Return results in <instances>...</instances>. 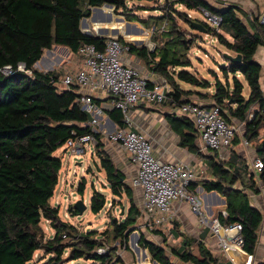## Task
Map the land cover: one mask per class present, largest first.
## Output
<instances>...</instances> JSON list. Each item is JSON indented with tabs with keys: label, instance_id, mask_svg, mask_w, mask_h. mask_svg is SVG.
<instances>
[{
	"label": "trees",
	"instance_id": "obj_1",
	"mask_svg": "<svg viewBox=\"0 0 264 264\" xmlns=\"http://www.w3.org/2000/svg\"><path fill=\"white\" fill-rule=\"evenodd\" d=\"M127 1L131 0H0V264H64L79 260L93 264H122L120 258L113 256L115 249L108 241L118 242L127 249L128 233L138 231L135 226L140 218V208L134 201L133 189L105 152L101 133L89 125L90 116L76 103L77 87L63 89L51 83L52 79L58 81L63 73H43L35 68L44 50L51 49L53 45L67 48L80 61L79 50L85 44L102 49L104 38L87 37L80 29V21L89 18L92 7L108 4L115 8L116 13L119 11L124 15L126 21L138 22L145 29H149V22L152 23L153 51L147 47L128 46L129 53L146 60L152 72L171 86L172 92L162 104L168 103L176 108L183 101L190 102L187 96L193 91L183 90L180 83L208 89L205 95L195 93L211 102L206 107H218L227 123L237 121L244 125L243 138L255 144L256 158L263 162L259 180L264 185V134L261 135L264 131V94L260 86L261 66L254 61L257 48L264 45V25L259 20L261 14L248 15L236 6L217 11L204 0H173L171 3L163 0L166 6H159L160 14L143 20L136 15L137 10L127 7ZM146 1L157 3V0ZM175 5L187 11L204 10L219 14L222 18L219 31L190 19L187 13L174 9ZM94 17L93 35H115L114 29L118 35L128 37L130 42L142 44L143 35L133 31L135 26L116 22L115 18L111 23H99V19L107 18V14L98 12ZM193 23L201 24L206 34L213 36L229 56H240L239 62L224 56L225 64L219 66L222 79L211 71L213 84L188 70L192 64L187 52L197 36L183 25L195 30ZM103 29H108V32ZM118 40L124 43L123 38ZM20 63L30 74L17 71ZM5 67H10L11 73L3 74L1 70ZM239 77L249 88L247 97L243 94L244 84ZM108 115L118 128L125 126L120 111L114 109ZM165 120L179 137V146L197 153L193 124L186 117L173 114H167ZM87 135L96 141L100 167L105 172L112 195L119 199L125 195L129 201L125 218L120 221L113 218L110 229L102 233L79 232L74 225L61 221L59 209L50 204L62 164L55 152L67 141ZM236 161V154L228 163L212 159V179L202 181L200 186L204 192H216L225 199L226 217L220 214L219 221L222 225L241 224L242 250L252 255L264 217L251 205L246 192L248 189L253 194L259 193L254 177L249 173L247 185H244L243 177L248 176V167H237ZM237 184L239 187H235ZM84 187L85 181L82 180L78 186L81 195ZM106 204L105 196L94 190L90 211L98 214ZM68 211L77 216L72 205L68 206ZM42 221L49 222L54 230L52 237H45ZM176 233L175 237L182 239L179 248L167 247L163 236V243L156 244L142 233L138 246L146 250L151 262L156 264H216L202 242L197 243L196 256L192 251L196 241ZM101 248H105L104 252L97 253ZM36 252H42V255L34 261ZM66 252L68 255L64 257Z\"/></svg>",
	"mask_w": 264,
	"mask_h": 264
},
{
	"label": "built area",
	"instance_id": "obj_2",
	"mask_svg": "<svg viewBox=\"0 0 264 264\" xmlns=\"http://www.w3.org/2000/svg\"><path fill=\"white\" fill-rule=\"evenodd\" d=\"M202 11L210 28L218 32L222 22L221 16ZM259 20L264 25V11ZM104 39L101 50L93 44L82 46L79 50L82 57L81 67L76 72H67L58 81L52 79L51 83L66 90L71 86L77 87L76 103L90 116L89 125L92 128L99 125L104 115L103 107L94 103L93 92L104 93L111 99L110 109H116L123 115L125 126L104 133L102 142L123 149L135 168V175L130 178L129 186L141 191L142 203L138 206L141 220L148 230H157L170 219L174 202L185 203L195 216L198 227L206 228L212 235L218 237L220 246L231 245L242 249L241 224L222 225L218 217L208 216L199 196L191 190V185L197 179L196 172L188 164L163 162L155 157L151 142L131 128V112L136 105L140 101L148 105L164 103L167 95L172 92L171 86L164 78L154 82L148 81L136 68L124 63V56L129 53V41L123 38V43L117 37ZM211 39L216 41L213 36ZM148 49L153 51L154 48ZM17 71L30 74V71L24 70L23 63L18 64ZM1 72L9 74L11 68L5 67ZM171 114L186 117L194 125L201 148L214 151L222 163L230 161L232 143L237 130L233 124L227 123L221 117L218 107H206L183 101ZM86 144L96 145V141L87 135L75 141H67L65 146L72 154L80 155ZM252 167L256 173H260L263 162L255 158ZM221 215L226 217V212H222ZM103 252V249L97 250V253Z\"/></svg>",
	"mask_w": 264,
	"mask_h": 264
},
{
	"label": "crops",
	"instance_id": "obj_3",
	"mask_svg": "<svg viewBox=\"0 0 264 264\" xmlns=\"http://www.w3.org/2000/svg\"><path fill=\"white\" fill-rule=\"evenodd\" d=\"M204 1L217 11L225 9L228 6H236L243 9L246 13H248V15L253 16H256L258 14V11H261L260 6L264 8V0ZM196 12L203 16L202 10H197ZM125 40L129 41V38ZM57 48H59V50H63L64 53H66V55L68 56L66 61H64L63 56L61 57V55L59 54L60 52L56 51ZM47 56L49 57V59L47 58ZM52 56L54 58H51ZM72 56L75 55H70V52L67 48L54 46L51 49L44 50L43 55L35 65V68L43 73L56 71L63 73V75H65L67 72H73L72 70L77 68L74 71L76 72L78 68L81 67L82 61H80L78 58L74 59L72 58ZM254 61L261 66L260 86L264 94V45L257 48L254 54ZM124 63L136 68L140 72V74L144 76L148 81L154 82L162 78L152 72L151 65L148 64L146 60L140 59L134 54H126L124 56ZM182 84L184 83H180L181 88ZM183 90L193 91L191 95L187 96V99H189L190 102H194L203 106H208L211 104V102L207 98H203L201 97V95L195 93L198 91L194 89ZM211 91L212 90H209L210 93ZM93 98L94 100H97L95 103L102 106L104 109V115L101 119L103 124L98 125L99 127L97 126V131L103 134L117 130L118 126L110 119L108 115V113L112 111V109H110L111 99L101 92H93ZM174 109L175 107L172 108L168 103L148 105L140 101V103L136 105V107L131 112V128L134 131H137L144 135L151 142L153 154L155 157L159 158L163 162H182L188 164L196 172L197 179L191 185V187L193 186L191 190L196 192L201 199V204L206 214L211 217H218L222 212H226L225 199L216 192H204L200 186L202 181L212 179L210 162L212 159H214L215 161L218 160L216 153L212 150L203 149L199 146L197 132L195 139L197 153H191L186 148H182L179 146V137L171 131L168 123L165 120L166 115L171 114ZM252 111H256V109H252ZM232 124L236 127L237 132L232 143L231 156L233 154H236L237 161L235 162V165L237 167H239L240 165L248 167V176L246 175V177H243V182L245 183L244 185H247V177H249V173L254 177V181L256 182L255 187L258 189L259 193L253 194L248 189H246V192L249 195L251 205L259 209L264 217V185L260 183V173H256V171L252 167V163L256 158V151L254 149L255 144L253 142L248 143L243 138L245 127L242 123L234 121ZM106 128L110 130L108 131L106 130ZM263 134L264 131L262 130L261 135ZM245 142H247V145H245ZM104 145L107 147V151L105 150V152L110 156L112 160L115 161L116 165H118V169L124 174L126 182H128L129 184L130 178L135 175V168L129 162L128 156L126 155L124 150L117 145L105 142ZM207 172L208 178H205L204 175H206ZM133 198L138 206L141 205L142 197L141 191L139 189H133ZM156 231H159V233L154 234V232L148 233L147 231H142V234L145 235L147 239L156 244H160L157 239H162L161 236H163L166 239L167 246L170 244L169 242L171 241V239H174L177 241V246L171 248L176 249L181 246L182 239L181 237H175V235L177 234L176 232L181 233L182 235L187 236L189 239L196 241V243L192 245V251L196 256H198L197 243L202 242L215 258L216 264H264V218L258 230L256 248L252 255H249L242 249L235 248L231 245H229L228 247L220 246L218 237L212 235L208 229H202L198 227L195 216L189 211L185 203L174 202L171 207L170 219ZM161 243H163V240ZM137 250L141 251V248L139 247V249ZM142 253L149 259V261H151L146 250H142ZM130 261V263L132 264H141L139 261H133L132 258ZM152 263L154 264L155 262Z\"/></svg>",
	"mask_w": 264,
	"mask_h": 264
},
{
	"label": "rangeland",
	"instance_id": "obj_4",
	"mask_svg": "<svg viewBox=\"0 0 264 264\" xmlns=\"http://www.w3.org/2000/svg\"><path fill=\"white\" fill-rule=\"evenodd\" d=\"M172 1L173 0H168V3H171ZM126 5L131 10H137L136 15L138 16L139 19H143V20H149L150 17L158 16L161 12L159 6H163V5L166 6L163 0L160 1L157 0L156 4L154 2L146 1V0H131V1H127ZM173 8L178 11H183L187 13L190 19H196L208 25L207 20L196 11H187L184 9V7L178 5H175ZM260 10L261 11H258V14H261L264 8L260 6ZM110 11L112 12V18L121 17L123 18V20L126 21L125 16L119 14L120 13L119 11L118 13H116L114 7H112ZM132 23L137 24V27L139 29H135L134 27L133 31L141 33L143 35V37L141 38L143 41L142 44H136L133 42H130V44H132L134 47L137 48L148 47L150 49H153L155 46L151 40V34L153 32V27H151L152 23L149 22L150 24L149 29H145L138 22H132ZM179 24L182 25V23L180 22ZM92 26H93L92 21L88 19L86 20V23L83 25L82 31L84 30L90 31L91 33L95 34L92 30ZM163 26L164 24H162V27ZM183 27L192 34L197 36L187 52V55L192 64V68L188 70L191 73H193V75L202 78L203 80L209 82L210 84H213L214 81V77L211 74V71L216 73L219 76V78L222 79V74L219 70V66H223L225 64L224 55L228 54L226 52V49L222 47L217 41L211 39V35H207L206 33L204 34L199 33L196 30L190 29L187 25H183ZM143 30H145L146 33H144ZM219 33H222L221 30ZM94 36L96 37V35ZM101 36L106 38L116 37V35H101ZM121 37H123L124 39H128V37H126L125 35H121ZM54 46L56 45H53L52 48ZM56 51H59L61 57L63 56L64 61H66L68 57L66 53H64L63 50H59V48H57ZM47 58L49 59L48 56ZM51 58L54 57L52 56ZM72 58L75 59L76 57L72 56ZM76 69H73L72 71L74 72ZM239 79H241V81L244 84V93H243L244 96H248L249 88L247 87V84L243 81L241 77H239ZM182 88L194 89L200 93L208 94V89H203L200 87L196 88L190 85L182 84ZM99 123H100L99 125L103 124L101 119ZM98 127L96 126L93 130L98 132L97 131ZM106 130L109 131L110 129L106 128ZM103 134H101L102 140H103ZM102 143L104 144V142ZM106 148L107 147L104 145V150H106ZM55 155L61 159L62 164L59 172V182L54 190L53 197L50 199V204L53 207L59 209V218L61 221L74 225L77 228V230L82 233L88 231H97L98 233H102L110 229V225L112 224L113 218H115V220L117 221H120L121 219L125 218L129 210V201L127 200L125 195H123L121 199L116 198L112 195L111 190L108 186V182L106 181L105 172L100 167V160L98 158V154L96 153L95 145L86 144L85 147L83 148V153L80 155L72 154L70 149L64 145L55 152ZM112 161L115 164V166L118 168V165H116L115 161L114 160ZM204 176L205 178H208V172ZM244 176L246 177V175ZM82 180L85 181V187H84V192L81 195L78 192V186ZM235 187H239V185L237 184L235 185ZM94 190L103 194L107 201L105 208L98 214H93L90 211V198ZM79 200H82L84 202L87 209L82 215L73 216L68 211V206L69 205L73 206L74 203H76ZM41 227L45 233L46 238H50L53 236L54 230L50 228L49 222L42 221ZM135 227L138 231L133 230L130 233H128L127 249H125L123 245H118V242H114L112 240L108 241L110 246L115 249V253L113 254V256L116 258H120L123 261L122 264H132L130 263L131 258L133 261L135 262L139 261L141 264L142 263L153 264L151 261H149L147 257L143 255L142 253L143 249H141V251L140 250L138 251L134 245L136 244L137 236L140 237L142 231H147L148 233H152L154 230L153 231L148 230L147 229L148 227L145 225L143 220H141V218H138ZM132 232H137V235L133 234ZM111 238L112 235H110V239ZM157 240L161 244L162 239L158 238ZM169 243H170L169 245L171 246L168 245L167 247L177 246V241L174 239H171ZM103 249L105 250V248ZM141 253L142 256L140 255ZM41 255L42 252H36L34 254V261H37L41 257ZM67 255L68 252L64 254V257H66ZM64 264H93V263L90 261L79 260L76 262H66Z\"/></svg>",
	"mask_w": 264,
	"mask_h": 264
},
{
	"label": "water",
	"instance_id": "obj_5",
	"mask_svg": "<svg viewBox=\"0 0 264 264\" xmlns=\"http://www.w3.org/2000/svg\"><path fill=\"white\" fill-rule=\"evenodd\" d=\"M111 8H112V6H110L108 4H104L102 7H92V8H90V16L88 19H90L92 21L95 20L94 15L98 12L99 14H105V15L107 14V18H100L98 21L99 23H103V24L104 23H111V20H112V12L110 11ZM105 9H107V10H105ZM86 20H87V18H83L80 21V29L81 30L83 29V25L86 23ZM115 21L116 22H124L127 25H133V26L137 27V24L132 23V22H126L121 17H115ZM193 26L197 32L203 33V34L206 33V29L201 24L193 23ZM137 29H139V28L137 27ZM103 30L108 32V29H103ZM112 32H113V34L116 35V37H121V35H118L117 30L113 29ZM143 32L146 33L145 30H143ZM83 33L87 37H93L94 36L90 31L84 30ZM96 37L97 38H105V37H102L100 35H96ZM224 56L227 57L228 59L232 60L233 62H239L240 61L239 55H237L236 57H231L228 54H225ZM73 209L77 212V216H80L85 212V210L87 208H86V205L84 204V202L82 200H79L76 203H74ZM132 233L137 235V232H132ZM138 242H139V236H137V239H136V244H135L136 249H139ZM154 264H156V263H154Z\"/></svg>",
	"mask_w": 264,
	"mask_h": 264
},
{
	"label": "clouds",
	"instance_id": "obj_6",
	"mask_svg": "<svg viewBox=\"0 0 264 264\" xmlns=\"http://www.w3.org/2000/svg\"><path fill=\"white\" fill-rule=\"evenodd\" d=\"M117 38H119V37H117ZM121 38H123V37H121Z\"/></svg>",
	"mask_w": 264,
	"mask_h": 264
}]
</instances>
